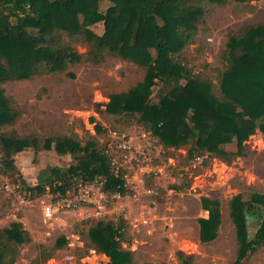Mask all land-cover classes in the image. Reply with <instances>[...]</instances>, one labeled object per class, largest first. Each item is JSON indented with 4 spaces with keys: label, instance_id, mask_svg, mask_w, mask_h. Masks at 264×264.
Segmentation results:
<instances>
[{
    "label": "trees",
    "instance_id": "16d2710c",
    "mask_svg": "<svg viewBox=\"0 0 264 264\" xmlns=\"http://www.w3.org/2000/svg\"><path fill=\"white\" fill-rule=\"evenodd\" d=\"M104 1L106 9L101 8ZM224 1L0 0V161L4 167L19 173L17 154L40 147V139L4 130L15 123L19 110L2 84L63 72L84 59L98 64L108 57L132 62L143 73L128 90L109 94L108 113L134 117L163 147H187L191 159L207 154L230 164L245 154L250 136L258 131L264 135V21L229 36L218 86L204 73L193 72L185 55L196 40L207 6ZM99 23L104 26L102 33L93 27ZM78 45H84L86 52ZM156 85L160 87L153 99ZM98 130L102 131L99 125ZM233 143L236 150H228ZM116 147L108 141L100 147L94 137L85 144L71 135L48 137L43 148L69 154L73 163L43 168L37 185L24 179L15 182L31 191L30 196L45 192L47 186L64 196L80 182L99 179L104 190L126 195L125 168L120 166V173H115ZM252 203L264 211V193H253L249 201L237 194L230 203L238 244L233 264H244L264 244V214L255 238H249L246 215ZM202 204L209 215L199 219L200 240L210 242L219 235L223 214L218 199L203 197ZM124 222L123 218L120 223L95 221L83 237L84 247L107 255L108 264H138L135 251L122 244ZM30 239L20 221L0 228V264H16ZM65 244L61 238L56 248ZM52 256L48 253L44 260ZM178 258L180 264H194L193 254L180 251Z\"/></svg>",
    "mask_w": 264,
    "mask_h": 264
},
{
    "label": "rangeland",
    "instance_id": "374dc122",
    "mask_svg": "<svg viewBox=\"0 0 264 264\" xmlns=\"http://www.w3.org/2000/svg\"><path fill=\"white\" fill-rule=\"evenodd\" d=\"M107 5L104 1L101 8L106 9ZM263 21L264 0L210 4L196 40L185 51L189 67L195 73H204L218 86L229 36ZM93 27L98 33L103 32V23ZM78 49L86 52L84 45H78ZM142 76L134 63L108 57L98 64L84 59L63 72L2 84L19 110L15 123L4 130L38 135L40 139V147L17 154L19 173L6 169L0 161V228L20 221L31 237L22 246L16 264H108L107 255L84 247L83 237L99 219L120 223L122 218V244L135 251L138 264H180V251L193 254L194 264L234 263L238 244L230 203L237 194L249 201L253 193H264V135L260 131L251 135L245 154L230 164L207 154L198 159L188 158L187 147H163L134 117L112 115L106 110L111 92L128 90ZM159 87H154L153 99ZM59 135L75 136L82 144L94 137L100 147L106 141H125L131 151L127 157L117 159L128 171V193L106 191L104 181L97 179L87 182L84 193L89 200L82 201L81 209L76 211L59 207L61 194L48 186L41 194L34 192L35 196L21 186L16 187L20 184L15 182L17 179L37 185L40 170L47 166L73 163L69 154L43 148L46 138ZM227 149L236 150V144H228ZM7 183L10 189L6 188ZM203 197L218 199L223 214L219 235L210 242L200 240L199 219L209 215L203 207ZM47 207H51L50 216L46 214ZM263 212L258 205L249 207L251 239L262 224ZM61 238L67 244L56 248ZM48 253L53 256L44 260ZM244 264H264V244Z\"/></svg>",
    "mask_w": 264,
    "mask_h": 264
},
{
    "label": "built area",
    "instance_id": "2783aa9c",
    "mask_svg": "<svg viewBox=\"0 0 264 264\" xmlns=\"http://www.w3.org/2000/svg\"><path fill=\"white\" fill-rule=\"evenodd\" d=\"M130 151H131V149H130L129 145H127L125 143V141H123V142L120 141L117 144L116 149L112 153L113 160H114L115 164H117L116 171H115L116 174L120 173L119 172L120 171V166H123L120 163V161H122V160L121 159H117V158H122L123 156H124L123 158L127 157ZM127 172L128 171L125 168V173H124V176H123V178H125V179H127V176H128ZM98 180L99 179H97V181ZM88 183H90V182H88ZM88 183H82V182H80L71 191L68 190L67 191V194H65L64 196L61 195L60 197H58L57 205L59 207H61L62 209H71V210H76V211L80 210L81 209V203H82V201L89 200V198L84 193L85 188H86V185ZM5 186H6L7 189H10L11 188V186L9 185V183H7ZM20 186H21V184H17L16 185V187H18V188ZM46 214L48 216H50L52 214L51 207H47ZM79 240L82 243L81 239H79ZM70 260L72 261L73 260V257H71Z\"/></svg>",
    "mask_w": 264,
    "mask_h": 264
},
{
    "label": "water",
    "instance_id": "95a60500",
    "mask_svg": "<svg viewBox=\"0 0 264 264\" xmlns=\"http://www.w3.org/2000/svg\"><path fill=\"white\" fill-rule=\"evenodd\" d=\"M253 205H254V204L252 203V204L249 205V207H252ZM246 219H247V225H248V230H249V226H250V223H251L252 218H251V216H250L249 214H247V215H246ZM262 221H263V220H262ZM262 221H261V223H262ZM261 223H260V224H261ZM249 238H251V237H250V230H249Z\"/></svg>",
    "mask_w": 264,
    "mask_h": 264
}]
</instances>
